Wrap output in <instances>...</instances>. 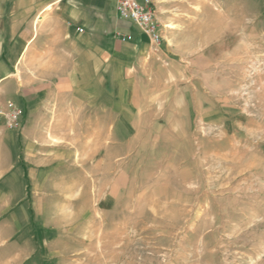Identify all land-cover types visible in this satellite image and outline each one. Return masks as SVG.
Here are the masks:
<instances>
[{
    "label": "rangeland",
    "instance_id": "rangeland-1",
    "mask_svg": "<svg viewBox=\"0 0 264 264\" xmlns=\"http://www.w3.org/2000/svg\"><path fill=\"white\" fill-rule=\"evenodd\" d=\"M13 12L0 264H264V0H160L158 49L101 36L82 66L49 35L13 67Z\"/></svg>",
    "mask_w": 264,
    "mask_h": 264
},
{
    "label": "crops",
    "instance_id": "crops-1",
    "mask_svg": "<svg viewBox=\"0 0 264 264\" xmlns=\"http://www.w3.org/2000/svg\"><path fill=\"white\" fill-rule=\"evenodd\" d=\"M10 2L13 3L14 11L12 27L9 32L4 30L3 34L12 36L9 41L12 43V49L8 50L19 52L13 67L22 68L26 60L32 58V52L38 51L43 37L49 35L52 37L51 40H46V45L49 47L48 43L51 41L52 50L62 51L76 58L75 66H82L85 53L90 50V47H85V42L90 39L93 52L101 50V36L108 38L113 36L117 43L133 44L138 48L149 47L152 44L145 30L121 17L117 10V0H10ZM50 8L58 15L59 22L56 21V27L40 28L36 23L33 27V23L41 18L39 14ZM80 28H83L82 32ZM129 36L131 39H128ZM30 52L31 54L27 56L26 54ZM0 66L4 64L0 63ZM15 71L16 69L13 70V74ZM3 79H6V76L0 77V81ZM18 84L17 91L21 97L25 88H22L21 81Z\"/></svg>",
    "mask_w": 264,
    "mask_h": 264
},
{
    "label": "built area",
    "instance_id": "built-area-1",
    "mask_svg": "<svg viewBox=\"0 0 264 264\" xmlns=\"http://www.w3.org/2000/svg\"><path fill=\"white\" fill-rule=\"evenodd\" d=\"M160 0H117V10L121 17L134 22L137 26L145 30L152 41L155 49H158L163 42L162 23L158 17V5ZM81 32L83 28L79 29ZM131 39V36L128 37ZM11 112L1 111L6 116L7 127L16 129L19 125L21 110L9 103Z\"/></svg>",
    "mask_w": 264,
    "mask_h": 264
}]
</instances>
